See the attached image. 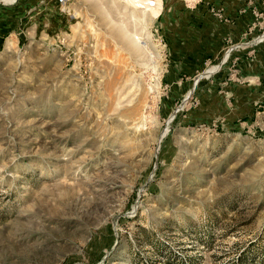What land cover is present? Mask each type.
<instances>
[{
  "label": "rangeland",
  "instance_id": "1",
  "mask_svg": "<svg viewBox=\"0 0 264 264\" xmlns=\"http://www.w3.org/2000/svg\"><path fill=\"white\" fill-rule=\"evenodd\" d=\"M0 264H264V0H0Z\"/></svg>",
  "mask_w": 264,
  "mask_h": 264
},
{
  "label": "crops",
  "instance_id": "2",
  "mask_svg": "<svg viewBox=\"0 0 264 264\" xmlns=\"http://www.w3.org/2000/svg\"><path fill=\"white\" fill-rule=\"evenodd\" d=\"M212 32V31H211ZM210 36V38H209V42H211L212 40H213V38L212 37H215L214 39L217 41V39L219 40V41H217L218 42V45L219 44H223L224 42H223V38H224V35H219V34H217V33H211V35H209ZM202 37H198V39L200 40ZM202 40V39H201ZM221 40H222V42H221ZM220 50V49H219ZM206 53H208V51H211V49L210 48H207L206 50H204ZM208 54H210V53H208Z\"/></svg>",
  "mask_w": 264,
  "mask_h": 264
},
{
  "label": "bare ground",
  "instance_id": "3",
  "mask_svg": "<svg viewBox=\"0 0 264 264\" xmlns=\"http://www.w3.org/2000/svg\"><path fill=\"white\" fill-rule=\"evenodd\" d=\"M213 70H214V68H213Z\"/></svg>",
  "mask_w": 264,
  "mask_h": 264
}]
</instances>
